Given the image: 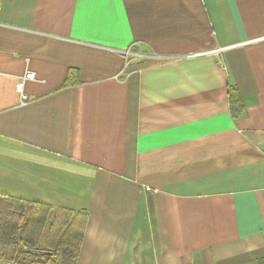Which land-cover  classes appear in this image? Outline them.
<instances>
[{
    "label": "crops",
    "instance_id": "crops-1",
    "mask_svg": "<svg viewBox=\"0 0 264 264\" xmlns=\"http://www.w3.org/2000/svg\"><path fill=\"white\" fill-rule=\"evenodd\" d=\"M0 193L76 264H264V0H0Z\"/></svg>",
    "mask_w": 264,
    "mask_h": 264
},
{
    "label": "trees",
    "instance_id": "trees-1",
    "mask_svg": "<svg viewBox=\"0 0 264 264\" xmlns=\"http://www.w3.org/2000/svg\"><path fill=\"white\" fill-rule=\"evenodd\" d=\"M231 114L243 110L238 89L228 85ZM84 212L0 193V258L14 264H76Z\"/></svg>",
    "mask_w": 264,
    "mask_h": 264
},
{
    "label": "built area",
    "instance_id": "built-area-1",
    "mask_svg": "<svg viewBox=\"0 0 264 264\" xmlns=\"http://www.w3.org/2000/svg\"><path fill=\"white\" fill-rule=\"evenodd\" d=\"M123 53L126 56H129V55L132 54L128 50H125ZM33 77H34V73L33 72H31V71L26 72L25 75L22 77V81H20L15 87V90H16V92L19 93L20 98H21L22 101L26 100V98H27L26 95L24 94L23 90H22L23 80L32 79ZM0 264H14V262L8 261V260H4V259L0 258Z\"/></svg>",
    "mask_w": 264,
    "mask_h": 264
}]
</instances>
